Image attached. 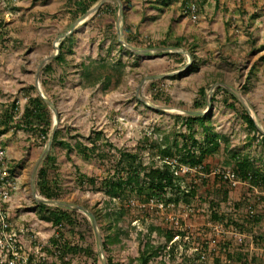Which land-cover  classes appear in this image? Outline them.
Here are the masks:
<instances>
[{"label": "rangeland", "instance_id": "obj_1", "mask_svg": "<svg viewBox=\"0 0 264 264\" xmlns=\"http://www.w3.org/2000/svg\"><path fill=\"white\" fill-rule=\"evenodd\" d=\"M84 1L88 2L0 0L2 48L26 44L31 50L47 44L56 57L63 44L73 61L67 69L57 65L55 73L44 71V66L39 84L34 80L38 68L30 67L31 81L23 92L27 100L29 96L50 99L57 110L55 114L46 103L52 115L47 138L37 141V130L21 131L20 157L9 158L19 181L9 203L11 222L29 229L21 240L23 248L34 250L43 264H103V259L106 264L108 259L113 264H143V252L150 256L147 264H264V194L257 196L246 185L231 186L211 172L235 166L248 156L264 176V62L260 60L264 50L257 51L264 45V0H206L196 5L195 19L185 0H104L89 14L82 13ZM50 6L54 19L69 15L75 24L53 32L52 23L45 24L43 19ZM44 27L52 31L50 35L43 34ZM75 33L81 39L89 37L81 59H72L67 51V40ZM88 58L98 62L91 64L86 79L80 64ZM65 71L75 72L76 80L64 81ZM98 74L100 80L93 84ZM9 84L0 81L1 98L6 97ZM226 86L244 98L260 132L249 130L242 119L246 107L240 100L235 102L236 110L225 104V99H233L218 87ZM18 97H7L12 100L8 109L18 112ZM196 110L210 113L205 125L210 133L220 135L219 147L203 158L205 175L177 177L181 191L169 190L162 197L173 206L162 210L143 206L155 194L144 172L138 181L121 188L106 186L108 180L127 181L134 176L133 167L142 171V167L162 166L160 151L166 146L181 162L184 156L187 161L199 156L200 147L207 144V130L198 121L189 129L186 122ZM56 116L61 138L72 150L52 142L40 160ZM49 153L56 163L48 159ZM42 167L49 169L52 198L40 189ZM115 190L121 192V201L114 198ZM37 196L49 201L39 202ZM131 197L135 203L128 206ZM58 201L81 205L95 216ZM38 203L45 204L46 210L67 208L76 221L56 226L42 216ZM120 208L125 212L121 217L115 215ZM93 219L98 222L102 245L112 241L107 250H101ZM65 242L70 248L64 247Z\"/></svg>", "mask_w": 264, "mask_h": 264}, {"label": "trees", "instance_id": "obj_2", "mask_svg": "<svg viewBox=\"0 0 264 264\" xmlns=\"http://www.w3.org/2000/svg\"><path fill=\"white\" fill-rule=\"evenodd\" d=\"M99 0H88V2H83L86 5H84L82 7V13H86L89 8L91 7L92 4L96 3ZM193 1V0H192ZM206 0H194L195 4L201 5L202 3H204ZM190 2L191 0H185V6H187L188 8L190 7ZM81 8V7H80ZM104 8V7H103ZM107 9V8H106ZM111 11L112 8L110 9ZM183 38H180L179 42L182 41ZM264 50V45L261 46L260 48L257 49V51H261ZM69 53H72V49L69 47L67 50ZM66 57H67V52L64 49V46L62 44L61 49L58 53V55H56V57L54 58V60L56 61V63H65L66 62ZM260 60L262 62H264V53L260 56ZM98 60L96 59H87V60H82L80 67L83 69L82 75L84 78H88L89 75L91 74L90 72V66L91 64L97 63ZM192 65L190 67V69H193ZM53 70V64L52 62L47 64L44 68V71H52ZM100 74H98L92 81V83H96L98 80H100ZM106 85H108L106 83ZM108 86H106L107 88ZM219 89H223L226 92H228L230 94V98L233 99V101H229V100H224L225 104L236 110V104L235 102H239L238 97L229 89L225 88V87H218ZM195 105L199 108L202 107L201 102L199 101H195ZM23 117V121H24V128L26 127L27 130H38V128H34V125L37 123L39 126H41V128L39 129L44 135H46V137L48 136L49 131L52 129V115L51 112L49 110L48 105L46 104V102L44 101L43 98H41L40 96L37 97H32L29 96V100H28V104L25 107V111L22 115ZM210 113L207 114H202L200 112V110H196V112H192L191 114L188 115V117H186V122H187V126L189 129H193V123L195 122H200V124L202 126L205 127V130H207L206 133V145L200 147V153L199 156H195L192 155V158L188 159L187 156H184L182 158V160L184 162L182 163H190L191 165H195L197 163H203V158L209 154L212 153L214 151H216L219 147V142H218V138L220 137L219 134L217 133H210L209 129L206 128L205 122L206 120H208V118L210 117ZM242 119L244 120V122H246L247 126L249 127V130L252 131H256V132H260L258 129V126L254 120V118L251 116V114L244 108L242 113H241ZM4 130H0V134L3 133ZM262 134V133H261ZM62 136V131L60 128H58L55 132L54 135V140H53V144L60 142L62 144H65L67 147V150L70 152L72 150V147L70 145V143L62 140L61 138ZM262 136L264 137V134H262ZM226 141L227 138L222 136ZM100 139L97 137V140ZM96 140V141H97ZM96 143V142H95ZM187 146H185L186 148ZM193 154L195 153L194 151H192ZM161 153V159L166 157V156H174L171 152V148L166 146L164 148H162V150L160 151ZM123 155V154H122ZM125 156V154H124ZM129 157H131L132 159L136 158V155H128ZM48 159H51V161L55 162V158H52V153H49L47 155ZM239 159V156H236ZM181 158H179L180 160ZM181 161V160H180ZM57 162V161H56ZM55 162V163H56ZM133 166V165H131ZM235 168L237 169V172L239 174V176H241L242 178H249L250 182L254 185H257L259 183V181L261 180L264 183V176L261 175V171L259 170V168L255 165L252 164V162L250 161L249 157L246 156L243 158L242 161H238L235 165ZM170 166L166 163H163L162 166L160 167H155V166H148V167H142V171L139 170L136 167H133V175H129L128 180L125 181L123 179L117 180V181H110L108 180V182H106V186L107 187H111L113 186V188H121L122 185L124 184H130L132 183L133 180H135L137 178L140 179L139 177L141 176V172H144L145 178H147L148 184L151 188L152 193H155L149 197L146 198L145 200V204L149 203L151 198H154L157 201H166V203H168L167 199H164L162 197L165 196V194L167 192H169V190L171 191H175V193L180 192L181 191V186L179 183H177V175L174 174L173 171L170 170ZM49 169L46 167H42L41 171H40V189L42 191V193L44 194V196H46L47 198H52L53 197V191L50 188V180H49ZM129 187V186H127ZM191 193H195V191L192 189ZM114 198H117L118 200H122V196H121V192H117L115 190L114 193ZM129 197V196H128ZM127 197V198H128ZM134 197H131L128 199V206H133L131 204V200H133ZM176 201V199H175ZM127 206V207H128ZM37 208L39 209V211L42 213V216L50 221H52L53 224H55L56 226H66V225H72L74 224V222L76 221V219L73 218V214L71 213V210L69 209H65L63 207H57L55 210H46L45 209V204L43 203H38L37 204ZM75 212V210H73ZM124 208H120L115 215L117 216H122L124 214ZM95 216V215H93ZM99 218V216H98ZM167 237L169 240H172V238H174V235L169 232L167 233ZM54 243H58L57 240L54 238ZM112 241L110 240H106L103 243V248L105 250H107L109 248V244H111ZM69 246L66 242L64 243V247ZM70 248V246H69ZM74 250H77V247H74ZM150 256L146 255L144 252L142 253L141 259H142V263L143 264H147L149 261ZM108 264H113L111 262L110 259H108Z\"/></svg>", "mask_w": 264, "mask_h": 264}, {"label": "crops", "instance_id": "obj_3", "mask_svg": "<svg viewBox=\"0 0 264 264\" xmlns=\"http://www.w3.org/2000/svg\"><path fill=\"white\" fill-rule=\"evenodd\" d=\"M45 12H46V14L44 15L45 18H43L44 23L45 24L52 23L53 32L56 29H58V31L62 30V27L66 28L70 24L72 25V23L74 25L76 22V21L73 22L72 18H70L69 15L66 16V18L63 20L54 19L51 15L53 13L51 6L47 10H45ZM47 29H48L47 27H44L43 34L50 35L52 31L49 32L47 31ZM76 34L78 33H75L74 35H72L67 41L69 43L70 48L73 51L71 54L73 55L74 58L72 59H75V57L77 59H81L82 53H86L85 51V48L87 47L86 42L89 40V37L86 35L85 38L81 39V37ZM132 35H134V32L132 33ZM127 38H130V37H127ZM1 46L2 45H0V81L5 80L10 83L9 86H7L8 89L5 90V91L9 90L6 93V97L5 98L0 97V108H3V110H1L2 115H0L1 117H3L2 128H0V130H4V132L1 133L3 134L1 137V141H4L6 144L7 154L9 158L18 159L20 157L18 155L19 154L18 149L23 145L22 144L23 142L19 140L18 135L19 136L22 135L20 133L21 131L25 133L31 131V130L30 131L27 130L26 127L24 128V121L22 118L23 117L22 115L25 111V107L28 104V100L26 99L27 97H22V96H23V92L25 91L26 87H28V84H30V81H31V77L29 75L30 67H37L38 68L36 71V74H37L39 68L42 65L44 67L47 64L53 62L52 63L53 68L58 65L60 67H64L67 69L68 65H70V61L71 62L73 61L71 60L72 56L69 57V55H67L65 63L55 64L56 61L53 59L54 57L51 58L54 54H52L51 52L52 49L50 50L47 44H42L41 46H34L31 48V50L27 48L28 45L26 44H22L21 47L15 46V48H10V46H7L8 47L7 49L5 47L2 48ZM7 51L8 52L10 51L11 53L8 54L6 53ZM29 52L32 53V55H30L31 56L30 58H29ZM68 59L70 60L68 61ZM49 75H52V74H49ZM63 75H66V77L64 78V81H71L72 79L76 80V78L74 77L76 75L75 72L65 71V74ZM63 75L61 74L60 76L61 80L63 79ZM36 77L34 79L35 81H36ZM8 96L11 97L10 99H14L19 96L18 101L20 105H19L18 112L16 110L14 111L11 107L10 109H8L12 101L10 99L9 100L7 99ZM18 113L20 114V118L22 122H20V120H16L13 118L14 114H18ZM15 131L19 133L17 134L15 133Z\"/></svg>", "mask_w": 264, "mask_h": 264}, {"label": "built area", "instance_id": "obj_4", "mask_svg": "<svg viewBox=\"0 0 264 264\" xmlns=\"http://www.w3.org/2000/svg\"><path fill=\"white\" fill-rule=\"evenodd\" d=\"M190 14L195 19L197 18V7L195 2L190 3ZM0 108V115H2ZM14 119L20 120V114H14ZM3 117L0 116V128H2ZM34 128H38V134L35 135V140L44 141L47 137L39 129L37 123L34 125ZM34 140V138H32ZM162 163H166L170 166V170L174 172L177 177H188L196 174L205 175V164L197 163L191 165L190 163H182L179 158L173 156H166L161 159ZM213 174L218 175L224 182H228L231 186L246 185L254 189L255 194L261 195L264 194V183L260 180L257 185H254L250 182L251 177L242 178L239 176L237 169L232 164L231 166H226L225 168H214L211 171ZM196 182V180H195ZM19 187V181L16 176H14L11 169V160L8 157L7 150L1 142L0 135V264H43L38 259V254L32 249L26 251L22 244L21 240L24 234L29 231L28 227L17 228L11 222V210L9 203L14 192ZM135 203L134 200H131V204ZM174 203H164L163 201H157L154 198H151L150 202L143 206L145 207H155L159 209H166L170 206H173ZM190 211L192 208L189 209ZM249 213L251 216H254L255 209L250 206ZM33 239L36 236L32 234ZM25 250V251H24Z\"/></svg>", "mask_w": 264, "mask_h": 264}, {"label": "water", "instance_id": "obj_5", "mask_svg": "<svg viewBox=\"0 0 264 264\" xmlns=\"http://www.w3.org/2000/svg\"><path fill=\"white\" fill-rule=\"evenodd\" d=\"M104 2V0H101V2H99L98 4H96L94 7H92L91 9H89L87 11L86 14H89V13H92L94 12L95 10H97L101 5L102 3ZM119 16L122 17L123 16V11H122V8H120L119 10ZM65 35V34H64ZM58 48V46H57ZM135 50V49H134ZM137 50V49H136ZM55 57L54 55L51 57L53 58ZM43 68V65L39 68L38 72H37V77H36V83L38 84L39 83V74H40V71L42 70ZM38 86V85H37ZM227 88H229L237 97L238 99L242 102V104L246 107L247 111L250 112V107L248 106V104L246 103V101L244 100V98L241 96V94L238 93V91H236L235 89L229 87V86H226ZM39 92L42 94V91L39 89ZM43 96V94H42ZM211 95L208 96V104H210V99H211ZM44 97V96H43ZM46 103L50 106V108L55 112V114H57V110H56V106L55 104L48 98L44 97ZM58 122V117L56 116V122L53 126V133L49 139V145L45 148V150L43 151L42 155L40 156V160L47 154V152L50 150V147H51V143L53 142L54 140V135H55V132L56 130L58 129V126H57V123ZM38 166V163L36 165V167ZM32 190H33V194L36 195V189L34 187V184H32ZM37 200L39 202H48L49 200L47 199H44V198H39L38 196L36 197ZM58 204H61L63 206H66V207H71V208H76V209H81V210H84L85 212H87L90 216L93 217V215L88 211V209H86L85 207L81 206V205H73V204H69V203H65V202H60L58 201ZM93 225H94V229H95V232L97 234V237H98V240H99V243H100V247H101V250H103V245H102V236H101V232L99 230V227H98V222L96 219H93ZM103 264H106V259H103Z\"/></svg>", "mask_w": 264, "mask_h": 264}]
</instances>
